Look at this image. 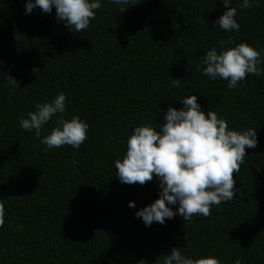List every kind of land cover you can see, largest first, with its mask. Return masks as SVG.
Segmentation results:
<instances>
[{"label":"trees","instance_id":"trees-1","mask_svg":"<svg viewBox=\"0 0 264 264\" xmlns=\"http://www.w3.org/2000/svg\"><path fill=\"white\" fill-rule=\"evenodd\" d=\"M100 2L89 28L75 33L54 6L26 13V0H0V264H156L173 247L221 264H264V74L229 89L202 71L207 51L241 42L260 51L264 69V0L251 8L230 0L240 25L231 32L215 24L227 10L222 0H141L123 13ZM60 93L65 119L89 125L79 150L40 143L57 116L40 138L20 127V118ZM190 95L229 129L256 130L258 144L246 147L232 200L207 217L185 222L177 214L146 226L135 214L159 197L158 180L121 183L115 161L135 127L160 131L168 107L183 108Z\"/></svg>","mask_w":264,"mask_h":264},{"label":"clouds","instance_id":"clouds-1","mask_svg":"<svg viewBox=\"0 0 264 264\" xmlns=\"http://www.w3.org/2000/svg\"><path fill=\"white\" fill-rule=\"evenodd\" d=\"M121 5L120 12L127 8L124 5L137 4L141 0H109ZM226 11L217 18L215 24L226 32L239 30L235 16L237 9L229 6L230 0H222ZM255 0H242L241 8H251ZM53 6L57 20L66 22V27L75 33L89 28L95 19L96 10L102 7L100 0H26V13L34 8L44 13H51ZM224 45L227 41H219ZM261 53L245 42L234 47L223 48L219 53L216 47L203 56V74L209 79L218 77L229 81V89L240 86L249 74L257 77L264 74L261 64ZM199 68V65H198ZM10 84L17 81L8 75ZM173 87H179V79L173 81ZM183 108L168 107L164 113V122L160 131L151 125L135 127L127 139L126 154L123 159L115 161L116 175L124 184L141 186L158 180L160 193L150 205L136 212L146 226L153 222L165 223L179 214L185 222L196 215H211V208L233 199L235 195L234 174L239 172L240 165L247 155V148L258 144L257 131L248 128L244 131L229 129L228 122L218 117L217 113L202 111L196 95L182 98ZM66 96L58 94L51 102L36 105L35 111H29L27 118H20V127L33 131L41 137L43 126L57 116L55 127L44 136L40 143L48 149L70 145L79 150L87 139L89 125L79 116L65 119ZM169 205H176L174 211ZM135 207V202H129ZM5 206L0 203V227L4 225ZM186 224V223H185ZM22 228L23 226H18ZM184 239L187 240V234ZM139 264H145L143 260ZM156 264H221L212 257L190 258L183 255L179 248L173 247L163 260ZM235 264H240L239 260Z\"/></svg>","mask_w":264,"mask_h":264}]
</instances>
